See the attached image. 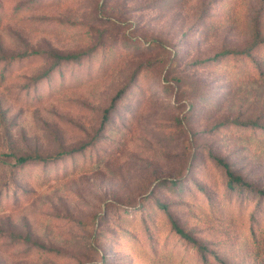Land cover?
I'll return each instance as SVG.
<instances>
[{
    "label": "rangeland",
    "instance_id": "rangeland-1",
    "mask_svg": "<svg viewBox=\"0 0 264 264\" xmlns=\"http://www.w3.org/2000/svg\"><path fill=\"white\" fill-rule=\"evenodd\" d=\"M256 36L264 0H0V264H264V45L212 60Z\"/></svg>",
    "mask_w": 264,
    "mask_h": 264
},
{
    "label": "trees",
    "instance_id": "trees-1",
    "mask_svg": "<svg viewBox=\"0 0 264 264\" xmlns=\"http://www.w3.org/2000/svg\"><path fill=\"white\" fill-rule=\"evenodd\" d=\"M260 45H264V37L261 38L259 36H256L255 40L253 41L251 46L248 47L247 49H244L242 51L225 50V51H222V52L218 53L217 55H215L214 58H212V60L216 59L218 57L222 58V57H227L230 55H233V56H238V55L250 56V52L253 49H255V47L260 46ZM33 53H36V52H30V54H33ZM48 55H50V57L53 59V63H54L53 68H51L50 70L44 72L43 74L35 77L32 80L31 86L37 85V84L41 83V81H43L44 79L50 78L52 75L51 73L61 64L76 62L79 59H81L85 54L74 53V54L63 55V54L50 52ZM24 56L25 55H19L20 58H22ZM17 59H19V58H15L12 56L11 59H9V60L15 61ZM123 96H124V90L121 89L113 97L109 107L106 108L103 112V118H102V123H101L100 128H103L105 122L108 119V115H109L110 111L113 110L116 102L119 101ZM251 124L254 126H258V124L255 122H252ZM262 129H264V128H262ZM83 149H85L84 146H81L80 148L72 150L70 152H60L57 155H55L54 157H41L38 155L20 156V157L16 158V163L19 165H24V164L31 162V161L35 162V163H47L50 161H58L64 157L76 155V154L80 153V151ZM211 157L217 165H219L220 167L223 168L225 175H226V178H227V187L229 189H236V188L252 189V185L249 184L248 182H246L241 176L235 174L231 170L230 166L223 159L216 157V156H213V155H211ZM257 192L260 196H264V190H258ZM170 224H171V228L173 229L174 233L177 234L181 239H183L184 241H186L189 244H191L192 246H194L198 251H200V252L205 251V247L202 246L201 244H199L197 242V240H195L190 234L186 233L182 228H180L174 220H171Z\"/></svg>",
    "mask_w": 264,
    "mask_h": 264
}]
</instances>
